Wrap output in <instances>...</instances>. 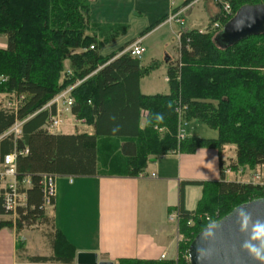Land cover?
Wrapping results in <instances>:
<instances>
[{"label":"trees","instance_id":"obj_1","mask_svg":"<svg viewBox=\"0 0 264 264\" xmlns=\"http://www.w3.org/2000/svg\"><path fill=\"white\" fill-rule=\"evenodd\" d=\"M227 1L233 13L245 4L264 3ZM216 4L219 10L211 21L224 24L228 19ZM89 11L90 0H0V36L6 39L5 47H0V75L7 78L0 82V95L14 91L24 95L16 112L0 103V133L15 119H25L21 137L3 138L0 151L27 148V153L17 156L16 164L18 179L30 178L29 186L20 188L26 194L25 206L18 208L15 223L0 219V229L14 228L18 233L34 222L50 228L42 208L40 174L97 172L98 138L117 141L115 166L125 175L139 174L150 159L168 153L212 148L219 156L220 178L194 182L202 186V196L192 210L184 207L181 184L177 209L182 238L176 258L116 260V264H190L188 247L199 231L234 207L264 197V185L226 179L222 158L224 146L232 144L231 172L241 168L264 173V33L220 47L214 41L219 30H183L177 45L179 58L167 67L169 92L143 94L140 79L156 62L143 66L129 52L102 55L96 35L86 32ZM77 81L71 90V113L84 119L92 131H47L44 125L54 108L44 105ZM179 110L186 124H205L216 136L187 135L179 140ZM0 214L6 215L1 205ZM47 236L53 255L30 259L72 263L70 254L75 248L61 231L49 229ZM22 247L18 242L17 249Z\"/></svg>","mask_w":264,"mask_h":264},{"label":"crops","instance_id":"obj_2","mask_svg":"<svg viewBox=\"0 0 264 264\" xmlns=\"http://www.w3.org/2000/svg\"><path fill=\"white\" fill-rule=\"evenodd\" d=\"M92 1L86 32L96 35L101 43L100 51L114 43L117 36L126 30V26L92 21ZM183 2L177 3L174 8ZM167 15L153 28L125 40L111 52L121 54L129 42L138 37L143 38L144 46V41L157 26L168 24L164 22ZM172 30L177 31L175 28ZM0 47H5V42ZM144 52L139 57L141 65L157 62L156 67L145 77L160 72L168 85L165 91L168 93L169 84L165 79L167 67L171 61L176 60L177 47L174 57L173 53L166 51L163 53L164 58L144 60ZM157 53L159 55L160 51ZM140 91L143 94L161 93L155 90L144 93L141 90V79ZM76 128L92 131V127L85 123L73 124V117L68 114L60 131L52 133H72ZM192 130V136L202 137L198 135L203 132L202 124L195 123ZM116 143L114 139L110 142L98 138L97 172L88 175L58 174L53 205L45 208V214L50 219L49 229H59L66 241L75 248V252L70 254L73 261L69 264H77L78 252H95L98 260L111 261L113 264H116L118 258L175 259L178 231L176 223L169 220L168 215L179 206L181 184L184 207L192 210L202 196V186L194 182L219 180L220 166L216 150L197 148L190 153H168L150 159L144 171L139 174L125 175L122 169L115 166L119 150ZM152 172L154 176L150 175ZM18 242L23 244L21 249H17ZM53 253L47 233L41 234L26 227L18 233L14 228L0 229V264H68L37 263L30 259L33 256H52Z\"/></svg>","mask_w":264,"mask_h":264},{"label":"rangeland","instance_id":"obj_3","mask_svg":"<svg viewBox=\"0 0 264 264\" xmlns=\"http://www.w3.org/2000/svg\"><path fill=\"white\" fill-rule=\"evenodd\" d=\"M191 0L190 6L185 10L182 15V23L175 24L170 23L167 25L157 26L155 30L151 32V35L144 41V48L146 51L143 54V59L152 60L154 57L164 58V54L167 52L173 53L174 57L176 53V47L179 45L178 38L176 34L187 29H198L201 31L210 30L217 32L221 27L212 28L213 23L211 21L212 16L218 12L219 8L216 4L217 0ZM183 0H94L91 3L90 17L92 21L99 23H108L113 25L126 26V30L117 36L116 41L111 43L106 49H100L102 55H106L111 50H116L121 44L127 39L137 36L144 30H149L153 28L159 21L165 17L166 14H170L171 9L176 6L177 3H181ZM183 4V5H187ZM181 5V6H183ZM209 24V27L207 25ZM173 25L175 27H173ZM175 28L176 32L172 29ZM216 30V31H215ZM173 31V32H172ZM6 39L0 36V46L4 44ZM130 43V42H129ZM157 51H160L158 55ZM178 51V49H177ZM158 55V56H157ZM179 58L177 54L176 59ZM151 63H153L151 61ZM157 63V62H156ZM150 64V63H149ZM148 83V85H146ZM168 85L163 81V76L160 72L150 74L149 76H144L141 78V90L144 93H149V91H157L161 93H166ZM155 93V92H151ZM0 95V102L2 101ZM59 127L60 131L61 127ZM199 124V123H196ZM195 126L194 121H189L186 129L188 135L193 134L192 127ZM203 132L198 135L202 137H215L216 131L202 124ZM84 128V126H81ZM235 146L232 144H227L224 146L222 158L225 160L224 172L226 179H235L238 181H250L257 182L254 180L253 176L256 170H248L239 168L236 172L229 171V163L231 158H234ZM243 172H242V171ZM262 172V170H260ZM17 218L16 215H3L0 219H11L14 223ZM26 224V222H25ZM27 229L36 230L41 234L47 233L49 231V226L46 224H41L39 222H34L31 225H26ZM177 241L181 240L179 233L177 232Z\"/></svg>","mask_w":264,"mask_h":264},{"label":"water","instance_id":"obj_4","mask_svg":"<svg viewBox=\"0 0 264 264\" xmlns=\"http://www.w3.org/2000/svg\"><path fill=\"white\" fill-rule=\"evenodd\" d=\"M264 33V3L239 7L215 36L220 47ZM190 264H264V197L242 203L208 223L188 247ZM77 264H113L78 252Z\"/></svg>","mask_w":264,"mask_h":264},{"label":"built area","instance_id":"obj_5","mask_svg":"<svg viewBox=\"0 0 264 264\" xmlns=\"http://www.w3.org/2000/svg\"><path fill=\"white\" fill-rule=\"evenodd\" d=\"M198 0H195L196 2ZM219 6H221L223 12V18L229 19L233 16V11L230 3L227 0H217L216 1ZM190 4L178 6L174 8L170 14L165 18V23H175L179 24L184 22L182 15L185 10L188 9ZM212 28L221 27L222 23L219 21H215L212 25ZM182 32V31H181ZM181 32L176 34L178 41L180 39ZM142 37H138L131 41L122 52H129L133 56L140 57L141 54L145 51L144 46H142ZM67 72L70 73L69 69ZM6 77L0 75V82L6 81ZM168 81V77L165 78ZM80 81L75 82L74 84L66 87L64 90L55 94L45 105L44 108L50 109L54 108V111L50 113L45 126V129L49 132H55L59 129V127L64 123L68 114L73 117V124H82L85 123V120L82 118H77L71 113V106L74 102V98L71 95V90L74 86H76ZM2 107L5 109L12 110L14 112L17 111L21 101L24 98L23 94H19L16 91L12 93H5L1 95ZM182 110L178 111L179 116V126L177 130V137L179 140L184 139L188 133L186 126L187 124L182 120ZM25 119H15V121L3 130L0 133V141L5 137H12L13 140L20 138L22 135V125ZM27 148L22 150L13 149L10 152L2 153L0 151V205L6 215H16L18 208L25 206L26 202V194L24 191H21L20 188H25L26 185L30 184V178L28 175L24 176V178L20 181L18 179L17 172V164L16 159L18 155H23L27 153ZM229 169V168H228ZM230 171V169H229ZM151 176L155 174L150 173ZM58 174L55 173H42L40 174V185L42 188V208L50 207L53 205V199L56 191V178ZM254 180H258L255 183L264 185V173L255 172L253 176ZM169 220L176 223L177 231H178V221H179V211L176 208L168 215ZM189 223H191L189 221ZM180 235V234H179ZM182 238V236L180 235ZM164 257V255H162ZM187 259L188 254L186 255Z\"/></svg>","mask_w":264,"mask_h":264},{"label":"bare ground","instance_id":"obj_6","mask_svg":"<svg viewBox=\"0 0 264 264\" xmlns=\"http://www.w3.org/2000/svg\"><path fill=\"white\" fill-rule=\"evenodd\" d=\"M123 53V52H122Z\"/></svg>","mask_w":264,"mask_h":264}]
</instances>
